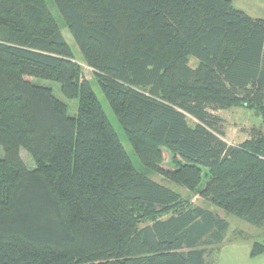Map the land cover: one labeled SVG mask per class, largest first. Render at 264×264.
I'll use <instances>...</instances> for the list:
<instances>
[{
	"label": "trees",
	"instance_id": "trees-1",
	"mask_svg": "<svg viewBox=\"0 0 264 264\" xmlns=\"http://www.w3.org/2000/svg\"><path fill=\"white\" fill-rule=\"evenodd\" d=\"M93 84L147 173L206 207L135 168ZM231 108L260 120L237 145L212 114ZM0 149V264H206L225 216L264 233V20L230 0H0Z\"/></svg>",
	"mask_w": 264,
	"mask_h": 264
},
{
	"label": "rangeland",
	"instance_id": "rangeland-1",
	"mask_svg": "<svg viewBox=\"0 0 264 264\" xmlns=\"http://www.w3.org/2000/svg\"><path fill=\"white\" fill-rule=\"evenodd\" d=\"M49 3V0H46ZM234 5H241V2L243 3V12L250 16L251 18H257V19H263L264 20V0H233ZM235 7V6H234ZM237 8V7H236ZM55 12V10H54ZM54 16L55 13H53ZM62 35L65 38L66 42L71 46L73 51L75 50L74 42L67 32L66 29L63 28ZM190 66L195 67L197 65L196 61L194 59L190 60ZM81 66L83 68V73L86 79L92 80L91 78V71L84 66L81 63ZM34 83L43 86L46 88H50L53 92V95L60 101L64 102L69 107V115L74 116L76 114V108H77V101H68L66 100L61 93L58 90V87L55 83L44 81V80H34ZM93 91L98 98L104 113L106 114L109 122L111 123L114 131L118 135L122 145L124 146L125 150L127 151L133 165L135 168L140 172L147 173V169L142 167L139 162L136 160L134 155L132 154V150L129 147L128 143L125 140L124 134L120 128V126L117 123V120L113 113L111 112L108 103L103 98L100 90L98 87L93 84ZM213 115L218 116L223 120V126L222 130L224 132L223 140L228 143L229 145H237L249 137V130L252 127L259 126L260 120L256 118L253 113L247 109L244 108H231L228 110H219L212 112ZM190 123H192V120L188 119ZM2 150L0 149V159L2 158ZM23 157L26 159V156L23 155ZM147 175L156 182L161 183L162 185L179 192L183 199H188L192 203V205L200 206V207H206V203L203 202L201 199H199L196 196H191L188 194L184 189L178 187L177 185H174L168 181L162 180L159 176L156 174L147 173ZM225 219L229 222L230 228L228 236H231V238H251L253 241L257 242H263L264 241V233L262 230L257 228H252L244 223H242L240 220L233 216H225ZM242 231L241 234L237 233ZM244 247H250L248 244L243 245L242 247L233 248L230 246H224L221 247L218 252H213L210 255H208L205 258L206 264H243L241 259H243V253L245 248Z\"/></svg>",
	"mask_w": 264,
	"mask_h": 264
},
{
	"label": "crops",
	"instance_id": "crops-1",
	"mask_svg": "<svg viewBox=\"0 0 264 264\" xmlns=\"http://www.w3.org/2000/svg\"><path fill=\"white\" fill-rule=\"evenodd\" d=\"M230 1L232 2L233 7L235 6L234 8L237 7L236 9L244 11L242 2H241V5L240 4L234 5V1L233 0H230ZM228 233H229V231H228ZM228 233H227V237L225 239V242L221 247L230 246L233 248H238V247H242L243 245L247 246V244H248L250 247L249 248L244 247L245 250H244V253L242 254L243 259H241V261L243 262V264H264V253L258 255L257 257H254V258L250 257V251H251V246H252V242H253V240L251 238H245V237H242L240 239L239 238H231V236H228ZM237 233L241 234L242 231L237 232Z\"/></svg>",
	"mask_w": 264,
	"mask_h": 264
}]
</instances>
